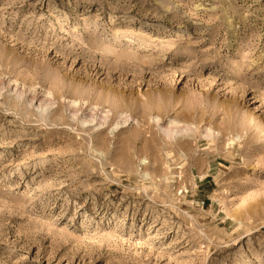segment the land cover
<instances>
[{
  "label": "rangeland",
  "instance_id": "374dc122",
  "mask_svg": "<svg viewBox=\"0 0 264 264\" xmlns=\"http://www.w3.org/2000/svg\"><path fill=\"white\" fill-rule=\"evenodd\" d=\"M0 264H264V0H0Z\"/></svg>",
  "mask_w": 264,
  "mask_h": 264
}]
</instances>
